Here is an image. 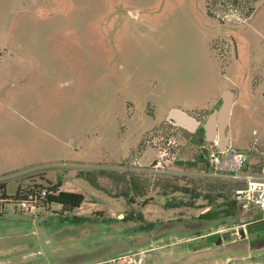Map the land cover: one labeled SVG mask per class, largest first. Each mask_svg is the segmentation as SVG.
Here are the masks:
<instances>
[{"label":"rangeland","instance_id":"rangeland-1","mask_svg":"<svg viewBox=\"0 0 264 264\" xmlns=\"http://www.w3.org/2000/svg\"><path fill=\"white\" fill-rule=\"evenodd\" d=\"M9 79L33 85L8 100L25 114L0 119V186L14 196L64 182L84 202L72 214L0 205V264H264V252H192L264 221L217 215L240 188L207 169L218 142L160 122L175 106L203 124L210 111L190 108L227 88L240 99L223 139L251 167L264 160V0H0V84ZM161 152L163 171L134 163Z\"/></svg>","mask_w":264,"mask_h":264},{"label":"built area","instance_id":"built-area-1","mask_svg":"<svg viewBox=\"0 0 264 264\" xmlns=\"http://www.w3.org/2000/svg\"><path fill=\"white\" fill-rule=\"evenodd\" d=\"M167 156L169 157L166 152H161L152 165H142L139 161L135 164L141 169L160 172L166 166ZM205 163L211 175L217 177L220 174H228L230 179L242 182L243 187L235 191L242 211L255 210L264 221V160L254 169L247 168L250 159L246 153L237 151L230 145L221 151L214 143L213 146L209 144ZM45 197L44 189L25 192L16 209L22 214L37 212L44 206Z\"/></svg>","mask_w":264,"mask_h":264},{"label":"trees","instance_id":"trees-1","mask_svg":"<svg viewBox=\"0 0 264 264\" xmlns=\"http://www.w3.org/2000/svg\"><path fill=\"white\" fill-rule=\"evenodd\" d=\"M164 122H167L170 126L179 127L183 130H186L180 126H176L174 123L169 121L168 119ZM188 131V130H186ZM189 132V131H188ZM191 133V132H190ZM247 168L254 169L255 167H251L250 165L247 166ZM82 179L86 180L92 187L97 188V184L90 181L83 175L81 176ZM232 182H237L240 185V188L243 187V183L239 181H234L231 179ZM44 189L46 191V197L45 201H43L44 206L41 207L40 210L47 211L49 207L57 206L61 209L63 213H69L72 214V212L76 211L80 208L81 204L84 201V196L81 193L76 192H66L60 190V183H56L52 186H45L40 183L36 182H29L27 185L23 186L21 189H18L14 196H9L7 193L4 192V186H0V191H2V194L0 195V205L4 206L5 204L11 203L16 206L19 204V202L22 200V195L25 192L31 191V190H40ZM239 189V188H238ZM237 188L233 189L232 191H236ZM138 196H143V193H137ZM237 211H241V203L238 201L237 195L233 197V199H229L227 203H224V205H221V209H218L217 215L223 214V216H231L236 215ZM214 214V213H213ZM212 213H205L201 215L202 219H210L216 216V214L213 215ZM128 218L123 217L122 219H113L117 222H125ZM138 219H141V216H138ZM72 220L75 223H79L82 225H85L87 222H90V219L87 217H78V216H72Z\"/></svg>","mask_w":264,"mask_h":264},{"label":"flooded vegetation","instance_id":"flooded-vegetation-1","mask_svg":"<svg viewBox=\"0 0 264 264\" xmlns=\"http://www.w3.org/2000/svg\"><path fill=\"white\" fill-rule=\"evenodd\" d=\"M170 224H168L169 226ZM249 230H239L238 233H222L209 235L189 246L194 251L211 249L213 257L252 256L264 252V226ZM8 264V263H7Z\"/></svg>","mask_w":264,"mask_h":264},{"label":"crops","instance_id":"crops-1","mask_svg":"<svg viewBox=\"0 0 264 264\" xmlns=\"http://www.w3.org/2000/svg\"><path fill=\"white\" fill-rule=\"evenodd\" d=\"M211 1V0H210ZM126 83V82H125ZM122 84V83H121ZM32 81L31 79H9L8 82L6 83H2L0 84V119L3 117V116H6L7 115V112H6V109L9 110V116H11V114H21L22 112L24 113L23 109H18L17 108H13L8 102V100L11 99H15L16 97V93L15 92H18L17 90L19 89H31L32 88ZM18 88V89H17ZM229 89L227 88H223L220 90V92H218V94L214 97V100L213 102L211 103V105H208L206 107H203L201 109H198V110H193V107L190 108L191 111H193L192 113L194 112H199V113H206V112H209L211 113V111L215 110L218 108V106L220 105L221 103V98H222V95L225 93V92H228ZM15 95V96H13ZM264 95V94H263ZM221 97V98H220ZM18 98V97H16ZM240 99V96H238L237 94H235V92L232 91V97H231V105H230V110H229V120H228V124L226 126V129L225 131L227 132V128L230 126V124L232 123V115L234 113V108H236L237 106V102L238 100ZM171 110H178V111H181V112H184L188 115H190L188 112L184 111L183 109H180L179 107H175V106H169L167 109H166V112L164 114V117L162 118V121H166L168 119V115H169V112ZM25 114V113H24ZM10 118V117H9ZM12 117L10 118V120H8L9 123H5L4 125H8L9 127H11L12 125H14L13 123H11ZM10 124V125H9ZM160 124V123H158ZM156 126V125H155ZM153 126V128L155 127ZM177 126V125H176ZM217 128V127H216ZM205 132V130H204ZM17 137V135H15ZM13 141V140H12ZM216 142H218L219 144V139L218 137L215 138ZM127 157L124 158V160H126ZM141 159L142 158H138L137 160L134 161L137 162L139 161L141 163ZM60 190L61 191H66V192H73L71 190H67L64 188V182H61L60 183ZM76 193H78L77 191H75ZM84 202V201H83ZM83 207V203L81 204L80 208L77 209V210H81V208ZM76 210V211H77ZM122 215H118V217L120 218Z\"/></svg>","mask_w":264,"mask_h":264},{"label":"water","instance_id":"water-1","mask_svg":"<svg viewBox=\"0 0 264 264\" xmlns=\"http://www.w3.org/2000/svg\"><path fill=\"white\" fill-rule=\"evenodd\" d=\"M231 97V92H225L222 95L221 103L218 108L208 115L203 124H200L188 114L178 110H171L168 115V120L191 133L196 132L200 127L203 128L205 130V139L209 142H213L215 138L218 137V148L223 151L228 146L227 139H223L222 134L223 131H225L229 120Z\"/></svg>","mask_w":264,"mask_h":264}]
</instances>
